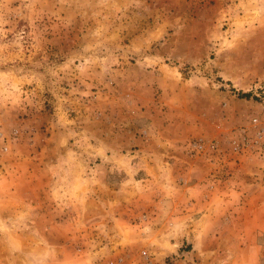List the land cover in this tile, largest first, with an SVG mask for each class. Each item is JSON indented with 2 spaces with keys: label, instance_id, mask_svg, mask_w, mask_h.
Returning <instances> with one entry per match:
<instances>
[{
  "label": "rangeland",
  "instance_id": "obj_1",
  "mask_svg": "<svg viewBox=\"0 0 264 264\" xmlns=\"http://www.w3.org/2000/svg\"><path fill=\"white\" fill-rule=\"evenodd\" d=\"M262 82L264 0H0V264H264Z\"/></svg>",
  "mask_w": 264,
  "mask_h": 264
},
{
  "label": "built area",
  "instance_id": "obj_2",
  "mask_svg": "<svg viewBox=\"0 0 264 264\" xmlns=\"http://www.w3.org/2000/svg\"><path fill=\"white\" fill-rule=\"evenodd\" d=\"M248 93L264 100V82L255 84L253 88L248 90ZM248 125L236 133L235 139H233L234 149L237 152L243 149L251 150L264 160V123L258 118H252ZM186 147L190 156H199L213 150L215 146L200 139L189 141ZM141 255L147 260V264L151 263L145 251H142ZM125 257L124 253L118 254L114 261H108L106 264H125Z\"/></svg>",
  "mask_w": 264,
  "mask_h": 264
},
{
  "label": "crops",
  "instance_id": "obj_3",
  "mask_svg": "<svg viewBox=\"0 0 264 264\" xmlns=\"http://www.w3.org/2000/svg\"><path fill=\"white\" fill-rule=\"evenodd\" d=\"M144 162H145V165H143V167H140L138 172H143L145 178L141 179L140 181H138L139 183L138 184H141L142 187H147L148 186V182H149V179H148V176L150 175L149 173V169L151 168V165L148 163L147 161V158H143L142 159ZM133 176V175H132ZM125 183H121L119 185V188L121 190H123V187H124ZM186 188L188 189V192L187 193H184V198L188 201H190V199L194 198L192 202L189 203L190 206H194V204H198V203H201L203 202V199L201 198L200 195L204 194V192H200L199 189H196V185H190V186H186ZM200 193V194H199ZM199 195V196H198ZM195 202V203H194ZM159 203V202H156V204ZM206 202H203L202 204H204ZM178 203L176 202V200L174 201V205H177ZM193 209V208H192ZM181 235V234H180ZM182 238H184L182 235H181ZM188 239H191V236L189 235V232L186 231L185 232V240L187 241ZM179 240H182L179 238ZM120 244V243H119ZM178 244H179V241H178ZM176 243H173L171 246H175V245H178ZM122 246H125V244H121ZM129 247H131V244L128 245ZM176 252V250H175ZM189 253V252H188ZM187 257V256H186ZM187 259V258H186Z\"/></svg>",
  "mask_w": 264,
  "mask_h": 264
},
{
  "label": "trees",
  "instance_id": "obj_4",
  "mask_svg": "<svg viewBox=\"0 0 264 264\" xmlns=\"http://www.w3.org/2000/svg\"><path fill=\"white\" fill-rule=\"evenodd\" d=\"M248 96L247 95H242V98H247Z\"/></svg>",
  "mask_w": 264,
  "mask_h": 264
}]
</instances>
